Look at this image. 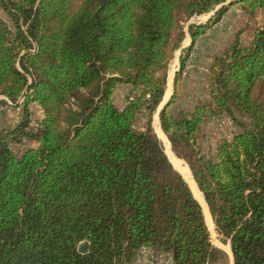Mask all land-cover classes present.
Wrapping results in <instances>:
<instances>
[{
  "label": "trees",
  "instance_id": "trees-1",
  "mask_svg": "<svg viewBox=\"0 0 264 264\" xmlns=\"http://www.w3.org/2000/svg\"><path fill=\"white\" fill-rule=\"evenodd\" d=\"M235 4L264 11V0H0L9 18L0 17V106L22 99L21 119L0 128V264H126L143 246L174 264L225 261L150 123L183 23L214 11L188 24L180 70L198 36ZM118 84L130 86L122 108L112 99ZM206 90L191 107H174V94L159 129L233 264H264V20L246 45L235 37L212 57ZM32 102L42 117L26 130ZM222 114L239 131L207 155L201 127ZM21 138L35 145L16 154L10 144Z\"/></svg>",
  "mask_w": 264,
  "mask_h": 264
},
{
  "label": "rangeland",
  "instance_id": "rangeland-1",
  "mask_svg": "<svg viewBox=\"0 0 264 264\" xmlns=\"http://www.w3.org/2000/svg\"><path fill=\"white\" fill-rule=\"evenodd\" d=\"M213 12L214 11L193 16L187 22H184V38L188 39V37H191L187 29L188 24L205 23L210 15L213 14ZM0 17L7 23H9V18L2 12L1 9ZM263 20V10H256L253 14H249L241 9L240 5L235 4L232 5L221 16L218 22L213 24V26H211L210 28H207L200 36H198V38L193 43L192 49L186 57V64L182 70H180V56L182 53L181 51H179L180 47L177 48L173 52V57L168 65L167 83L165 89L166 91L164 92V99H171V97L175 94L177 100L173 104L174 107H177L178 105L191 107L194 103L191 104V101H189L191 100V98H189V96L193 94V91L196 89L200 91V94L202 96L201 98H197V100L204 101L207 98V90L205 84L207 82L209 63L212 57L214 55L221 54L225 49H227L229 45L234 41L235 37H239L241 44L246 45L251 39L254 29L260 26ZM185 39H183L184 41H182L181 45H185L187 43ZM191 44L192 42H189L185 48L189 47ZM129 90L130 86L126 84H118L115 87L112 94V99L117 107L120 108V106L124 104ZM235 116L238 119L244 121L246 124H250L248 119L240 117L238 114H235ZM12 117L14 118V125L21 119L22 116L21 114H19L13 115ZM145 121L146 114L145 112H143L138 116L135 127L141 128ZM150 124L153 132L164 145L165 152L172 158L175 166L181 172L183 178L192 190V187L189 184L190 182L187 180V178L192 180L189 171L187 170L186 166L180 160L174 157V155L170 152L167 146L166 138L159 129L160 122L159 114H157V109L151 116ZM237 131H239V127L235 124L234 120L231 117L224 114L215 116L214 118L203 123L201 127L199 137L202 149L207 155H214L217 140L222 136L230 137ZM198 199L199 201H201L199 197ZM201 207L204 219L206 218L209 225L208 230L211 243L227 251V248H230L229 244L223 243L221 241L220 234L216 229L215 223L209 213V210L207 211L206 209L205 203L204 206L201 203ZM229 254L228 252H226L225 261L217 262L215 264H230Z\"/></svg>",
  "mask_w": 264,
  "mask_h": 264
},
{
  "label": "built area",
  "instance_id": "built-area-1",
  "mask_svg": "<svg viewBox=\"0 0 264 264\" xmlns=\"http://www.w3.org/2000/svg\"><path fill=\"white\" fill-rule=\"evenodd\" d=\"M3 99L6 103L0 106V113L4 110L12 112L13 115H19L22 113V99L19 98L16 103H12L4 97ZM123 105L120 106V108H122ZM28 108L32 112V115L30 116L25 129L34 130L40 124L42 111L40 106L35 102L30 103ZM32 145H35V142L30 140L28 141L26 138H21L19 141H11L10 144L12 151L16 154H21L27 146ZM126 264H174V262L172 261V256L170 254L163 252L157 253L153 249L143 246L139 248L135 257Z\"/></svg>",
  "mask_w": 264,
  "mask_h": 264
},
{
  "label": "crops",
  "instance_id": "crops-1",
  "mask_svg": "<svg viewBox=\"0 0 264 264\" xmlns=\"http://www.w3.org/2000/svg\"><path fill=\"white\" fill-rule=\"evenodd\" d=\"M185 39V38H184ZM186 41H187V43L185 44V45H181V46H184V48L183 49H185V47L187 46V44L189 43V42H192V39H191V37H188V39H185ZM184 41V40H183ZM181 46H180V48H181ZM180 48H179V51H182L183 49H181L180 50ZM204 65V64H203ZM205 86H206V84H205ZM166 91V90H165ZM207 96V95H206ZM202 96H201V94H200V91L199 90H194L193 91V94H191L190 96H189V98H191V100H189V101H191V104L192 103H195V101L197 100V98H201ZM13 116V114H12V112H10V111H8V110H4V111H2L1 113H0V128H2V127H7V126H10L11 124L13 125V123H14V118L12 117ZM11 125V126H12ZM216 247H218L217 245H215ZM218 248H220V247H218ZM221 250H223L225 253L227 252V251H225L224 249H222V248H220ZM229 250H230V248H229ZM230 263H231V251H230Z\"/></svg>",
  "mask_w": 264,
  "mask_h": 264
},
{
  "label": "water",
  "instance_id": "water-1",
  "mask_svg": "<svg viewBox=\"0 0 264 264\" xmlns=\"http://www.w3.org/2000/svg\"><path fill=\"white\" fill-rule=\"evenodd\" d=\"M183 48H184V46H181L180 50L183 49ZM169 100H170V98L165 100L164 96H163L162 101H161L160 105L157 108V114H159V112L167 106ZM87 250H88V242L87 241L84 240V241H81V242L78 243L77 251L79 253H86ZM230 264H233L232 254H231V263Z\"/></svg>",
  "mask_w": 264,
  "mask_h": 264
},
{
  "label": "bare ground",
  "instance_id": "bare-ground-1",
  "mask_svg": "<svg viewBox=\"0 0 264 264\" xmlns=\"http://www.w3.org/2000/svg\"><path fill=\"white\" fill-rule=\"evenodd\" d=\"M166 99V98H165ZM165 137V136H164ZM169 152V151H168ZM170 153V152H169ZM170 157V156H169ZM171 158V157H170ZM188 173V172H187ZM186 173V174H187ZM187 180L190 182L189 184H190V186L192 187V190H193V192L195 191V194L196 195H198V197L201 199V203H202V205L204 206V203H203V197L201 196V193L199 192V190L197 189V187L195 186V184H193V182H192V180L191 179H189V178H187ZM199 200V199H198ZM200 203V204H201ZM227 252H228V254H229V248H227ZM229 256H230V254H229Z\"/></svg>",
  "mask_w": 264,
  "mask_h": 264
}]
</instances>
